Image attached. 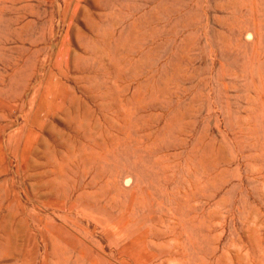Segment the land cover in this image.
Wrapping results in <instances>:
<instances>
[{
	"label": "rangeland",
	"instance_id": "1",
	"mask_svg": "<svg viewBox=\"0 0 264 264\" xmlns=\"http://www.w3.org/2000/svg\"><path fill=\"white\" fill-rule=\"evenodd\" d=\"M0 264H264V0H0Z\"/></svg>",
	"mask_w": 264,
	"mask_h": 264
}]
</instances>
